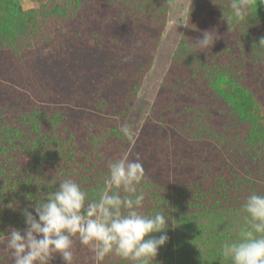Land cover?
I'll use <instances>...</instances> for the list:
<instances>
[{"label":"trees","instance_id":"16d2710c","mask_svg":"<svg viewBox=\"0 0 264 264\" xmlns=\"http://www.w3.org/2000/svg\"><path fill=\"white\" fill-rule=\"evenodd\" d=\"M239 2L242 18L232 0H190L137 138L130 115L173 0H0V264H12L5 233L25 228L24 209L64 179L96 196L124 153L144 168L142 211L169 214L153 264H231L221 247L245 198L264 194V0ZM205 32L215 41L198 51ZM92 257L76 243L74 264Z\"/></svg>","mask_w":264,"mask_h":264},{"label":"clouds","instance_id":"9594fccd","mask_svg":"<svg viewBox=\"0 0 264 264\" xmlns=\"http://www.w3.org/2000/svg\"><path fill=\"white\" fill-rule=\"evenodd\" d=\"M231 9L236 18L247 11L239 0H232ZM214 41L211 33L205 32L194 46L205 51ZM259 44H264V39ZM121 131L133 141L127 126ZM143 181L142 163L124 153L108 162L94 197L72 179L53 184L34 205V214L23 210L25 228H10L5 233L4 251L12 264H51L57 254L63 264H74V248L79 242L93 254L95 264H103L109 256L126 264H153L169 240L166 229L170 218L165 209L151 214L142 211ZM241 209L243 222L236 238L222 245V256L231 264H264V194L248 195Z\"/></svg>","mask_w":264,"mask_h":264},{"label":"rangeland","instance_id":"374dc122","mask_svg":"<svg viewBox=\"0 0 264 264\" xmlns=\"http://www.w3.org/2000/svg\"><path fill=\"white\" fill-rule=\"evenodd\" d=\"M25 10L33 8V0H21ZM190 0H173L168 13L167 24L161 36V40L150 71L145 75L133 112L130 115L132 132L138 138L143 123L151 115V111L161 92L163 80L171 66L173 56L182 38L186 15ZM261 74L264 76V67ZM264 84V79L261 82ZM260 91H264L260 85Z\"/></svg>","mask_w":264,"mask_h":264}]
</instances>
